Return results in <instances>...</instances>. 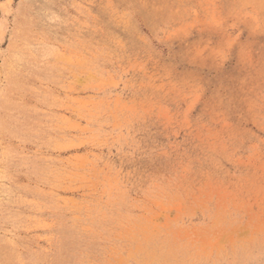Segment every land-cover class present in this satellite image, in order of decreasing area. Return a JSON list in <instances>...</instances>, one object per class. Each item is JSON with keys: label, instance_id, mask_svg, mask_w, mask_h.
Masks as SVG:
<instances>
[{"label": "rangeland", "instance_id": "obj_1", "mask_svg": "<svg viewBox=\"0 0 264 264\" xmlns=\"http://www.w3.org/2000/svg\"><path fill=\"white\" fill-rule=\"evenodd\" d=\"M0 264H264V0H0Z\"/></svg>", "mask_w": 264, "mask_h": 264}]
</instances>
